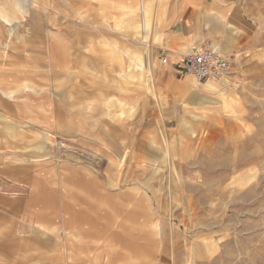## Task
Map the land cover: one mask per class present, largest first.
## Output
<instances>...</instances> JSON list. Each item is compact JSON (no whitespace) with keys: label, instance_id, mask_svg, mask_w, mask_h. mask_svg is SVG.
<instances>
[{"label":"rangeland","instance_id":"obj_1","mask_svg":"<svg viewBox=\"0 0 264 264\" xmlns=\"http://www.w3.org/2000/svg\"><path fill=\"white\" fill-rule=\"evenodd\" d=\"M153 1L18 0V7L30 5L28 14L21 18L17 11L18 23L10 27L0 20V43L9 44L10 34L18 50L17 76L9 78L5 72L14 69L8 63L9 47L0 58L5 72L0 78V264H264V0H240L243 14L257 28L251 37L256 43L228 53L231 70L223 81L232 92L221 91L207 107L222 121L219 127L198 134L197 141L190 138L189 125L182 126V117L188 142L178 135L177 121L168 131L158 123L170 116L171 106L169 87L155 80L167 68L161 63L165 54L155 49L161 46L162 38L155 37L163 28L153 19ZM143 7L146 35L153 44L150 82L147 72L134 69L128 58L132 52L147 60L139 24ZM48 18L72 25L51 26ZM68 28L71 41L66 45L59 37ZM85 31L97 40L80 47ZM48 53L47 79L34 82L50 84L56 94L59 88L68 90L76 105L98 103L95 153L77 144L80 137L88 140L93 125L82 114L67 122L57 116L51 132L42 117L33 115L40 111L23 115L38 120L22 123L8 101L28 103L32 95L42 94L27 76L30 68L45 65ZM70 59L68 73L55 68L70 65ZM187 80L172 88L185 110L196 95L219 90L208 81L205 94L198 87L206 81L190 75ZM55 101L60 104L59 97ZM106 107L112 120L106 121ZM34 125L43 130L30 128ZM165 132L181 139H168ZM65 161L96 168L95 192L85 184L76 188L81 200L75 206L60 200L64 188L73 185L57 170H44L49 163ZM40 163L43 173L56 175L50 181L41 172L35 181L36 191L43 192L32 201L30 174ZM69 205L72 210L80 206L79 216H49L53 211L63 214Z\"/></svg>","mask_w":264,"mask_h":264},{"label":"crops","instance_id":"obj_2","mask_svg":"<svg viewBox=\"0 0 264 264\" xmlns=\"http://www.w3.org/2000/svg\"><path fill=\"white\" fill-rule=\"evenodd\" d=\"M13 2V3H12ZM155 3V10H156V17L153 19H158L156 22V25L161 26L163 28L162 31H160V35L156 36L155 39L158 37L161 40L160 47L155 48L158 51H163L165 55L168 57V64L163 65L164 68H167L165 70L159 71L156 73L155 78L156 81L159 80V85L162 84V82L165 83L166 87H169L170 90V97H168L170 101V110L168 114L170 116L162 119H158V123L163 124L164 128L168 131L170 129H173L174 125L172 126L171 124L174 121H177L179 123L177 130L178 132H182V134L178 135L180 137H185L186 139V134L184 133V130H182L183 125H189V129H191L192 133L190 135V138L201 140L196 138L198 134L203 135L204 131H209L210 127L212 128H218L220 124V119L216 118L211 112L207 111L209 107V103L211 100H216L219 98V95L221 91L226 90L228 92H232L231 89L227 86V84L223 81V79H215L211 78L208 81H212L213 84L210 86V88H218L219 90L216 91L215 93H208L205 90V84L208 82L206 81L205 83H202L198 89L202 91V93L207 94V97H200L196 95L195 97L192 98V100L188 101V110H185L181 108L182 101L178 99V93L172 92V88L175 85L178 86H184L188 84V75H185L184 73L181 72L179 69L178 65L183 59V56L189 52L194 47H197L198 45L200 46L201 44H204L206 42H211L213 43L219 51L225 52L224 54L229 55L231 51L235 50L236 48L239 49L243 45H251L252 41L253 44L256 43V39L251 40V37L255 36L257 32V28H255V25L251 23V20H249L244 14L243 10L241 7V2L240 0H154ZM157 2L158 5H157ZM12 9H7L10 7ZM23 6V7H22ZM3 8V10H2ZM26 9V10H25ZM28 9H30V5L23 4L20 7H18V0H0V20L2 19L5 24H7L9 27L11 25H17L18 23V18H17V11H20V15L23 18L28 14ZM142 13L140 14L141 16V23L139 24H145L146 19L144 18V7L142 8ZM69 20V19H68ZM160 20V22H159ZM62 23L63 26H71L72 24H67L65 22H62L60 20H54L52 18H48V25H58V23ZM79 24V23H78ZM88 24V23H85ZM154 24V23H153ZM77 25V24H74ZM59 26V25H58ZM68 29H63L64 36L59 37L62 39L61 41L64 42L67 45V42H69L70 39L67 38V35L69 36ZM91 32L85 31L82 33V38L85 44L79 45L80 47L84 45H88L87 47L90 46L89 43L91 42H96L97 37L96 35L94 36L93 34H90ZM9 35V44H4L0 43V58L1 55H3L5 52L3 49H6L9 47V52L7 58H10V61L8 62L10 64V67L14 69H7L8 71L6 74H8L9 78L14 77L17 73L16 70L18 68V50L13 49L14 43L11 45V41L13 42L14 40L12 39L11 35ZM246 39L249 38L250 40L243 39L241 40V37H245ZM14 37V36H13ZM17 37V35H16ZM78 35L76 34V38ZM237 37H240V40L237 39ZM15 38V37H14ZM60 41V42H61ZM71 41V40H70ZM51 42V40H50ZM156 47V46H155ZM3 50V51H2ZM154 51V50H153ZM220 51V52H221ZM6 56V55H5ZM5 58V57H3ZM45 65L41 66H36L35 68H30L31 73L28 74L27 79H31L35 87L39 88L42 90L41 95H32L31 98H29L28 103H23V100L17 99L16 101L9 100L11 102V107L16 113V118L18 121L22 123H29L31 120H38L39 117H42V121H46L48 123V126L45 127L46 129H51V132L53 131V123L57 121L58 117L61 116V114L64 117V120L67 121H72L75 117H78L80 114L82 116L87 117L90 124L93 123L91 126L89 138L87 140L86 137H80L78 141V146L79 148H83L86 150V152L89 153H95L97 150V131H96V125L98 121V110H97V102L92 105L88 104H80L76 105L75 103L71 102V93L66 90L59 88L57 89V93H52L50 88V84L46 86L43 83V86H36V82L34 80L36 79H42L45 80L47 79V75L45 73L50 72V66H51V61L49 53L45 55ZM70 58V56H69ZM70 65L64 66L62 68L60 67H55L56 69L68 73L69 70H71L72 67V61L70 59ZM1 66H0V78H2V74L5 73ZM62 72V73H63ZM17 76V75H16ZM33 78V79H32ZM47 81V80H46ZM2 83H0V89H2ZM15 85V84H11ZM194 85V84H192ZM218 86V87H217ZM161 87V86H160ZM14 87H11L10 89H13ZM197 90L195 87L191 90ZM198 92V90H197ZM225 96V94H222ZM5 96V95H4ZM6 97V96H5ZM59 97L60 104L56 103L55 98ZM73 97V96H72ZM204 101V102H203ZM157 104V103H156ZM24 106H28L26 108V113L22 112V108ZM84 106V109L82 110L81 107ZM109 109L106 107L104 110V114L109 119L107 118L106 121L112 120V118L108 115L106 110ZM195 109V110H194ZM205 110L207 115L201 114L202 111ZM30 111V112H29ZM33 111H40L37 114H33L34 116H39L35 118H24L23 115H31ZM204 112V111H203ZM46 116V117H44ZM186 117V123L183 122L182 126L180 127V124L182 123L181 119ZM81 120V119H80ZM168 122V124H167ZM222 122V121H221ZM213 126H211V124ZM217 123V124H216ZM217 125V126H216ZM29 127V126H28ZM30 128H34L35 130L41 129L43 130L42 127H39L37 125H34ZM50 131V130H49ZM196 132V134H194ZM167 134V132H165ZM168 139L171 138V140L174 139H181L173 132L171 134L166 135ZM202 137V136H201ZM187 140V139H186ZM166 141V140H165ZM195 141L194 143H196ZM188 142V140H187ZM165 143V142H164ZM165 147V144H164ZM166 151V148H164ZM166 154L170 156V151H166ZM171 160V158H170ZM172 164V161H171ZM43 164L40 163L38 165H34L32 168L33 173H31V177L33 178V197H31L32 201L38 200L35 196L38 195V193L43 192L41 189H36L38 188L36 185L38 184V181H35L38 179V177L41 175V168ZM174 166V165H173ZM49 169V170H57L58 173L57 175L60 177H63L65 181H67L69 184L73 185L67 188H64L63 190V202H68L70 205L71 203H74L71 206H75L76 201H80V198H77V195L79 194L76 190V188H79L78 191L81 190L83 184L96 187L97 185V180H96V171L95 169H92V167H87L86 165H82L81 163H72V162H64L56 166L55 164L49 163L47 167L44 168V170ZM52 171H44L42 174L43 177L51 178L52 176L56 175ZM47 174V176H45ZM50 181H53L50 179ZM40 188V187H39ZM73 188V189H71ZM89 188V191H90ZM67 189V192H66ZM96 188L93 190L95 192ZM51 191V190H50ZM74 191V192H73ZM91 192V191H90ZM52 200V199H51ZM68 206L66 209L63 210V214H60L56 211H53L49 216H60V217H75L79 216V212H81L80 206L79 207H74L72 210ZM73 211V212H72Z\"/></svg>","mask_w":264,"mask_h":264},{"label":"built area","instance_id":"obj_3","mask_svg":"<svg viewBox=\"0 0 264 264\" xmlns=\"http://www.w3.org/2000/svg\"><path fill=\"white\" fill-rule=\"evenodd\" d=\"M231 58L232 56L216 51L206 43L189 50L178 67L182 73L193 76L198 82L211 78L223 79L230 73ZM168 61V57L162 54V65H167Z\"/></svg>","mask_w":264,"mask_h":264},{"label":"bare ground","instance_id":"obj_4","mask_svg":"<svg viewBox=\"0 0 264 264\" xmlns=\"http://www.w3.org/2000/svg\"><path fill=\"white\" fill-rule=\"evenodd\" d=\"M144 6H145V3H144ZM146 10H145V7H144V17H145V14H146V12H145ZM138 28V27H137ZM137 30V29H136ZM146 32H147V23L145 22V24H143V37H142V39H143V41H142V44L144 45V48L146 49V51H147V60L145 61V63L143 62V61H141V60H138L139 59V57H138V55H140V54H135V53H132V52H129V54H128V58L132 61V64H133V66H134V69H136V70H138V71H142V72H147V75H148V81L150 82L151 80H153L154 81V76H153V74H154V66H153V55H152V46H153V44L151 43V41L147 38V35H146ZM204 44H206V43H204ZM203 44V45H204ZM210 44V46L214 49V50H216V51H219V49L215 46V45H213L212 43H209ZM201 46V45H200ZM221 51V50H220ZM221 52H223V51H221ZM136 56V58H134ZM191 76V75H190ZM193 77V76H192ZM226 78V77H225ZM155 80H156V78H155ZM211 81V80H210ZM156 82V81H155ZM139 83H141V82H139ZM198 84V83H197ZM144 85V84H143ZM143 85H142V87H143ZM196 86V85H195ZM145 88V87H144ZM143 88V89H144ZM148 89H147V91L151 94V95H154V91L150 88V87H147ZM32 92V91H31ZM155 96V95H154ZM11 98V95H8L7 96V98ZM204 102V101H203ZM31 125V124H30ZM49 133V132H48ZM50 134V133H49ZM43 141L45 142L46 141V138H43ZM59 145V144H58ZM165 148H166V151L168 152L169 151V148H170V144L168 143V142H166L165 141ZM41 149V148H40ZM60 149V148H59ZM118 158V157H117ZM120 163L121 162H123V160H124V155H122L121 157H120ZM177 174V173H176ZM180 176V175H179ZM159 226V225H158ZM194 255V254H193ZM242 264H248L247 262H243Z\"/></svg>","mask_w":264,"mask_h":264}]
</instances>
